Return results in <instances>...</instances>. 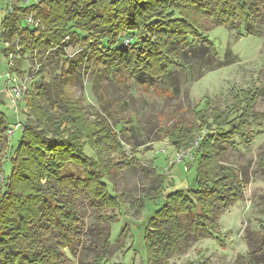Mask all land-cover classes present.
<instances>
[{"label": "trees", "instance_id": "trees-1", "mask_svg": "<svg viewBox=\"0 0 264 264\" xmlns=\"http://www.w3.org/2000/svg\"><path fill=\"white\" fill-rule=\"evenodd\" d=\"M252 1L36 0L24 4L10 0L1 20L6 54L16 52L21 59L34 53L51 59L77 42L83 55L67 60V68L61 67L52 84L39 83L23 97L27 113L17 141L8 139L9 124L0 111V264H57L62 254L49 241L55 233L60 241L56 245L72 249L80 197L91 199L99 211L121 209L122 196L111 194L108 178L125 164L106 156L125 154L123 142L129 129L116 130L110 122L108 78L153 85L170 67L178 66L181 50L193 43H209L203 36L206 30L252 22ZM29 16L35 24L26 22ZM82 64L93 75L100 112L90 114L72 90ZM13 71L20 72L19 62ZM257 97L256 89L242 91L234 94L231 110L200 109L196 112L200 124L176 121L164 130V139L175 151L192 148L199 139L192 150L195 185L165 192L164 177H156L152 195L144 197L159 203L139 225L144 264H167L190 242L212 238L221 212L242 200L246 178L233 166L221 164L219 146L243 136L254 119ZM128 165L134 166V160ZM67 166L78 168V174H63ZM261 213L264 216V210ZM260 237L264 245V224Z\"/></svg>", "mask_w": 264, "mask_h": 264}, {"label": "rangeland", "instance_id": "rangeland-1", "mask_svg": "<svg viewBox=\"0 0 264 264\" xmlns=\"http://www.w3.org/2000/svg\"><path fill=\"white\" fill-rule=\"evenodd\" d=\"M9 6L10 0H0V36L1 20ZM251 9L254 19L246 26L236 23L231 28L217 26L206 30L203 36L209 43H193L181 50L178 66L170 67L166 76L153 85L134 81L117 83L108 78L105 93L110 122L116 130L123 126L129 129L123 142L125 154L106 156V160L125 164V168L112 170L108 178L111 194L121 195L123 204L120 210L99 211L91 199H76L79 222L72 249L62 250L56 245L60 241L55 233L49 241L62 254L57 264H144L139 225L159 203L146 201L144 197L152 195L156 177H164L165 192L195 185V161L186 158L177 162L176 151L163 137L164 130L176 121L200 124L201 119L196 115L200 109L207 113L212 109L229 111L234 94L249 89L258 91L251 113L254 119L245 126L243 136L223 141L219 146L221 164L233 166L246 178L243 198L221 212L212 238L190 242L182 253L171 255L167 264H248V261L264 264L260 237L264 224L261 213L264 210V0L252 1ZM6 48L0 37V73L7 70L8 62L14 65L13 69L19 62L17 77L27 89L25 95L39 83L52 84L61 67L67 68V60L80 59L83 55L77 42L69 43L63 55L51 59L39 58L34 53L19 59L16 52L6 54ZM77 74L72 88L75 96L82 98L90 114L100 112L93 75L84 64L77 67ZM6 89L2 83L0 90ZM23 97L18 112H14L9 98L4 93L0 95L3 101L0 111L9 127L17 122L22 124L26 118ZM19 137L20 130H16L10 141L15 142ZM245 138L249 139L248 143ZM130 160H134V166L128 165ZM78 172V168L67 166L63 174Z\"/></svg>", "mask_w": 264, "mask_h": 264}, {"label": "built area", "instance_id": "built-area-1", "mask_svg": "<svg viewBox=\"0 0 264 264\" xmlns=\"http://www.w3.org/2000/svg\"><path fill=\"white\" fill-rule=\"evenodd\" d=\"M24 4H31L33 3L32 0H22ZM26 22L28 24H35L34 20L32 19L31 16L26 18ZM128 41H125V44ZM14 65L12 63L8 62V68L4 73H0V85L4 83L5 87L7 86V89L4 91L0 90V95L2 93L5 94L6 97L9 98L10 102L12 103V106L14 108V112H18V103L20 99L25 95L26 93V87L21 84V81L17 77V73L14 72L13 70ZM22 124L20 122H17L14 124V126L9 127L6 131V135L8 139L10 140V137H12L15 133L16 130H22ZM198 140L194 143L192 148H188L186 150H180L176 151V161L177 162H183L184 159H191L192 158V150L194 147H196Z\"/></svg>", "mask_w": 264, "mask_h": 264}]
</instances>
